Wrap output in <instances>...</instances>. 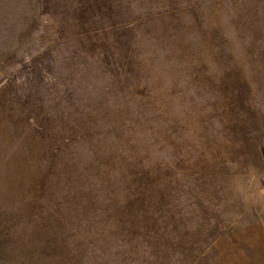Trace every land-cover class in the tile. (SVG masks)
Here are the masks:
<instances>
[{"label": "rangeland", "instance_id": "1", "mask_svg": "<svg viewBox=\"0 0 264 264\" xmlns=\"http://www.w3.org/2000/svg\"><path fill=\"white\" fill-rule=\"evenodd\" d=\"M0 264H264V0H0Z\"/></svg>", "mask_w": 264, "mask_h": 264}]
</instances>
